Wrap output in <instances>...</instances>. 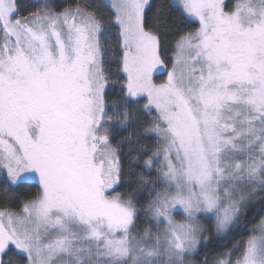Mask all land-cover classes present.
Segmentation results:
<instances>
[{"label": "snow or ice", "instance_id": "1", "mask_svg": "<svg viewBox=\"0 0 264 264\" xmlns=\"http://www.w3.org/2000/svg\"><path fill=\"white\" fill-rule=\"evenodd\" d=\"M0 194V264H264V0H0Z\"/></svg>", "mask_w": 264, "mask_h": 264}, {"label": "trees", "instance_id": "2", "mask_svg": "<svg viewBox=\"0 0 264 264\" xmlns=\"http://www.w3.org/2000/svg\"><path fill=\"white\" fill-rule=\"evenodd\" d=\"M159 2H160V0H151V3L153 5V10L155 9V6L159 4ZM166 63H168L167 60H166ZM157 78L160 80L164 79V75H159V76H157ZM153 139L154 138L149 137L148 139H146L145 142L149 145H152ZM124 165H125V167H127V161H124ZM137 170H139V169H137ZM36 190L37 189L35 187H33V188L22 187V188L17 189L16 191L20 194V197L27 198V194L29 192L34 194ZM3 204H4L3 197H2V194H0V206H2ZM8 206L11 207L13 210L18 211L21 207L20 198L18 197V198L12 199L11 201L8 202ZM262 208H264V205L257 203L255 205V207L251 211H249V213H248L249 225H248V227H246L242 230H239L237 233H234L236 239H245V238H247L248 235L251 234L249 232L248 228H250L253 223L258 221L259 216L261 214H264L261 212ZM253 217H255V219H252ZM202 221L205 225H207V227L209 229V234L212 236V242L206 248L204 246L201 247V249H200L201 255H198L195 257L197 260L202 259V255L205 252H207L209 254V259H211V255L213 253L223 251V249L220 248L216 243V236H215V233L213 231V225H212L211 220L206 219L204 217V218H202ZM232 242L233 241H231V240L229 241L228 247H231Z\"/></svg>", "mask_w": 264, "mask_h": 264}, {"label": "rangeland", "instance_id": "3", "mask_svg": "<svg viewBox=\"0 0 264 264\" xmlns=\"http://www.w3.org/2000/svg\"><path fill=\"white\" fill-rule=\"evenodd\" d=\"M166 78V76L164 75V79ZM154 79H156V81L157 82H160V81H162L163 79H158L157 78V76H155L154 77ZM113 98H115V97H113ZM148 139V138H147ZM153 142H154V139H153ZM125 187H127V186H125ZM118 190H120V191H124L125 189L124 188H121V189H118ZM130 190V189H129ZM176 218L177 219H183V216L178 212V213H176ZM202 218H204L203 216H201V220H202Z\"/></svg>", "mask_w": 264, "mask_h": 264}]
</instances>
